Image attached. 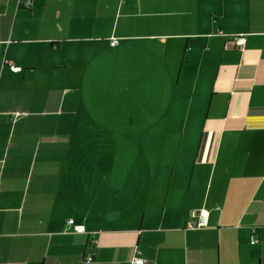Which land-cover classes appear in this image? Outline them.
Returning <instances> with one entry per match:
<instances>
[{"label": "crops", "instance_id": "obj_1", "mask_svg": "<svg viewBox=\"0 0 264 264\" xmlns=\"http://www.w3.org/2000/svg\"><path fill=\"white\" fill-rule=\"evenodd\" d=\"M130 78L186 125L123 160L77 110ZM0 186V264H264V0H0Z\"/></svg>", "mask_w": 264, "mask_h": 264}, {"label": "rangeland", "instance_id": "obj_2", "mask_svg": "<svg viewBox=\"0 0 264 264\" xmlns=\"http://www.w3.org/2000/svg\"><path fill=\"white\" fill-rule=\"evenodd\" d=\"M131 80L132 78L128 84L120 81L117 89H112V92L110 88L104 87L86 89L87 102L82 103V108L77 110L79 113H84V109L91 117V120L80 121L87 128H92L89 130L87 143L93 146L97 143L107 144L116 151L117 159L123 160L133 159L134 155L142 159L139 153L141 147L157 143L158 136L154 131L163 127L186 125L184 119L177 121L160 119L155 97L144 98L141 83ZM114 90L117 93L113 94ZM96 115L98 118L95 117ZM96 130L100 131L98 135Z\"/></svg>", "mask_w": 264, "mask_h": 264}, {"label": "built area", "instance_id": "obj_3", "mask_svg": "<svg viewBox=\"0 0 264 264\" xmlns=\"http://www.w3.org/2000/svg\"><path fill=\"white\" fill-rule=\"evenodd\" d=\"M33 3V0H19V6L21 7H25V8H30L31 5ZM245 43V39L240 37L237 39V44L239 46H243ZM19 69L18 68H14V71H18ZM0 190H1V186H0ZM208 221H209V214L207 211L205 210H200L197 212L196 216H195V221L192 222L189 227L190 228H204V227H207L208 225ZM68 223L69 225H72L73 226V229L76 233H83L84 232V229L83 227L79 226V225H75L74 223V220L70 219L68 220ZM256 240H252L251 241V244L254 245L256 244ZM93 261V257L91 255H88L86 258H85V263L86 264H91ZM134 263L135 264H143L144 263V260L140 259V258H135L134 259Z\"/></svg>", "mask_w": 264, "mask_h": 264}]
</instances>
